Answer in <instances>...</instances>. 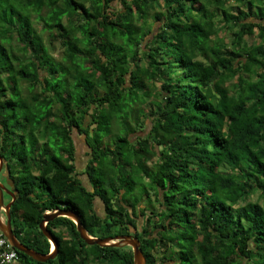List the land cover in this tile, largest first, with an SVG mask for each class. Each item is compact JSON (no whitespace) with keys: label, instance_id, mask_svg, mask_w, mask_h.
Instances as JSON below:
<instances>
[{"label":"trees","instance_id":"obj_1","mask_svg":"<svg viewBox=\"0 0 264 264\" xmlns=\"http://www.w3.org/2000/svg\"><path fill=\"white\" fill-rule=\"evenodd\" d=\"M0 144L13 231L42 254L64 208L146 264H264V0H0ZM47 227L57 256L21 264L135 262Z\"/></svg>","mask_w":264,"mask_h":264},{"label":"water","instance_id":"obj_2","mask_svg":"<svg viewBox=\"0 0 264 264\" xmlns=\"http://www.w3.org/2000/svg\"><path fill=\"white\" fill-rule=\"evenodd\" d=\"M0 162H1L0 167H2L3 160L1 157H0ZM5 188H6L5 185L0 182V207L3 206L5 203L4 201V190H6ZM10 195L12 197V200L5 206L6 220L2 218L1 212H0V227L4 231L9 241L12 243V245L16 249L27 254L28 256L32 257L36 261L46 262L48 260L54 259L57 256L58 243L56 242L53 232L50 229H48L47 224L57 217L67 216V217L72 218L75 221L77 225V229L80 233V236L86 243L90 245L99 244L101 246H114V247L128 245V246H131L133 249L134 261H135L134 264H146L147 263L146 256L141 250V243L138 240V238L132 235H117L114 238L113 237H106V238L94 237L89 234L87 229L82 224L81 217L79 214H77L76 212L72 210H68L64 208L56 209L53 211H47L45 212L43 216V220L40 223V229L43 231V233L49 239V241H51L54 244L55 248L52 251H50V253L48 254H42L36 251L35 249H32L26 246L25 244L21 243L19 239L16 237L13 231L12 218H11V206L16 200V195L15 193H10Z\"/></svg>","mask_w":264,"mask_h":264},{"label":"rangeland","instance_id":"obj_3","mask_svg":"<svg viewBox=\"0 0 264 264\" xmlns=\"http://www.w3.org/2000/svg\"><path fill=\"white\" fill-rule=\"evenodd\" d=\"M35 25L39 29L40 24L36 23ZM60 51H61L60 48H58V50H56L55 54L58 56L60 54ZM72 134H73V137L77 143V163H78V166H79V169L81 172L80 178H82L85 182H87V178H88L87 175L86 174L82 175V173L84 172L86 163L89 159V154H88L89 147L86 144L84 135H80L79 131L76 128L73 129ZM4 175H5L4 173L0 174V182L4 183L5 187L7 189H9V187H11L12 184L6 179V177ZM10 198H11V196L6 192L4 195V201L6 204L9 203L8 201H10ZM254 198H257V196L254 195ZM96 208L100 213H103L104 208H103V204L101 201H98ZM2 214H3L4 218H6V213H2ZM125 246H128V245H125ZM129 247H131V246H129ZM167 264H169V263H167ZM170 264H172V263H170Z\"/></svg>","mask_w":264,"mask_h":264},{"label":"built area","instance_id":"obj_4","mask_svg":"<svg viewBox=\"0 0 264 264\" xmlns=\"http://www.w3.org/2000/svg\"><path fill=\"white\" fill-rule=\"evenodd\" d=\"M51 243L52 251L54 249L53 243ZM0 264H21V258L19 250L16 249L9 241L4 231L0 227Z\"/></svg>","mask_w":264,"mask_h":264},{"label":"flooded vegetation","instance_id":"obj_5","mask_svg":"<svg viewBox=\"0 0 264 264\" xmlns=\"http://www.w3.org/2000/svg\"><path fill=\"white\" fill-rule=\"evenodd\" d=\"M0 146H1V144H0ZM0 157L2 158V160H3V165H2V167H0V174L1 173H4L5 175V177H6V179L12 184V186L11 187H9V189H7V188H5L6 190H4V195H5V193L7 192L9 195H10V193H15V195H16V190H15V187H14V182H13V180L11 179V177L9 176V174H8V169H7V164H6V162H5V160L3 159V157L1 156V153H0ZM0 164H1V162H0ZM1 166V165H0ZM4 184V183H3ZM11 196V195H10ZM12 200V197L10 198V201ZM10 201H8V202H10ZM8 204V203H7ZM6 203H4V205L3 206H1L0 207V212H1V216H2V218L4 219V220H6V218H4V216H3V214L2 213H5L6 212V208H5V206L7 205ZM12 207V206H11Z\"/></svg>","mask_w":264,"mask_h":264},{"label":"clouds","instance_id":"obj_6","mask_svg":"<svg viewBox=\"0 0 264 264\" xmlns=\"http://www.w3.org/2000/svg\"><path fill=\"white\" fill-rule=\"evenodd\" d=\"M54 245V244H53ZM55 248V247H54Z\"/></svg>","mask_w":264,"mask_h":264}]
</instances>
